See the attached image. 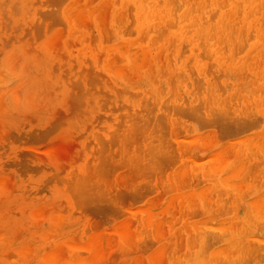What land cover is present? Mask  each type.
Instances as JSON below:
<instances>
[{
  "label": "rangeland",
  "instance_id": "1",
  "mask_svg": "<svg viewBox=\"0 0 264 264\" xmlns=\"http://www.w3.org/2000/svg\"><path fill=\"white\" fill-rule=\"evenodd\" d=\"M43 1L0 0V264H183L195 258L204 262L201 258L207 250L205 254L197 232H212V226L219 223L218 217L244 214L243 203L251 195H247L250 191L244 192L234 208L227 198L231 194L227 195L223 186H219L224 183L220 182L217 171L206 172L209 176L212 173L209 177L200 168L213 161L219 164L213 159L216 155L211 156L217 148H220L218 155L234 160L232 151L242 154L248 139L263 130L259 111L264 101H256L258 96L264 98V83L256 77L257 71H252V66L242 70L248 73H238L241 85L233 87L232 78L225 82L226 74L219 75L223 74V68L221 73L214 72L215 63L204 52L203 40H200L202 47L194 50L195 56L188 45L168 36L169 50L163 53L159 47L163 39L153 37L148 41L146 35L139 33L135 8L124 4L125 0H63L62 5V1L54 0L51 8L47 5L49 1ZM38 11H43V18ZM48 12H58L65 24L54 19L56 14ZM45 13L56 23L50 24L49 17L44 22ZM46 22L49 27H45ZM177 45L182 49L175 53ZM239 50L236 52L239 60L250 52L246 48ZM175 56L179 60L174 61ZM224 56H229L225 60L231 63L228 52ZM195 59L211 69V72L207 70L211 77L219 75L212 78L215 90L209 91L203 82L198 88V82L192 84L186 79L187 75H197L192 67ZM89 64L96 70L92 73L98 71L106 76L92 74L100 82L96 83L97 79L90 76L96 82L89 79L94 86L88 83L87 87ZM80 70H83L82 76ZM178 70L182 74H177ZM77 77L80 82L76 81ZM99 86L104 92L98 90ZM233 89L236 96L231 93ZM187 93L196 99L192 104ZM223 99L228 110L215 109L210 116L202 114L201 106L207 102L214 106ZM198 106L200 110L196 113L193 108ZM178 107L184 110L176 112ZM170 113L176 124L169 123ZM242 116L253 126L224 130V123ZM152 129L157 135L160 132L162 136H156L161 141L157 137L155 141L152 137L150 140ZM150 130L152 134H147ZM164 135L168 136L169 144ZM153 141L151 145L149 142ZM133 154L140 158H132ZM153 156L160 160L153 161ZM151 160L153 166H150ZM253 166L251 175L255 176L257 171L262 173L264 157ZM174 171L177 174L180 171L181 176H175ZM234 179V188L242 191L244 181L239 177ZM257 179L261 181L260 177ZM211 186L215 188L209 191ZM188 188L205 191V200L201 203L198 197H189ZM174 192L188 196L181 204ZM217 195L225 203L224 210L209 214V208H218L220 200L214 199ZM165 200L169 201L168 206ZM238 223L236 231L241 232L244 228L240 220ZM253 234L256 237H252L251 243L258 247L257 250L254 247L245 262L264 263V242L259 239L264 234V223ZM223 242L220 237L206 238L209 249L221 247ZM251 243L246 246L247 250L252 248ZM242 249L245 251L243 246ZM256 255H261L260 261L254 259ZM218 258H223L222 253Z\"/></svg>",
  "mask_w": 264,
  "mask_h": 264
},
{
  "label": "bare ground",
  "instance_id": "2",
  "mask_svg": "<svg viewBox=\"0 0 264 264\" xmlns=\"http://www.w3.org/2000/svg\"><path fill=\"white\" fill-rule=\"evenodd\" d=\"M43 1V0H42ZM49 5H51V3L53 4L54 0H45ZM55 1H62L61 2V5L62 3H64L65 1L63 0H55ZM95 1V0H93ZM127 3H124V4H131L133 5V7L135 8V11H136V17L138 19V24H137V28L139 29V33L141 35H146L148 37V41H150L153 37L154 38H158V39H163L162 42L159 44V47H161V51H163V53H166L169 48L166 47L167 46V42L166 39L171 37V38H176L178 40V42L180 43H184L185 45H188L189 46V49L190 51L193 53L195 49L202 47L201 44H200V40H203V44H204V47L206 48V50L204 49V52L205 53H209L210 56H212V62L215 63V70L214 72H220L223 68V74H219L220 76L221 75H225L226 74V78H225V82H226V79H229V78H232L233 81L235 84H232L233 87H236V86H240L239 85V80H240V77L241 75H238V73H243V72H246L248 73V71H242L244 69H249L250 66L253 67V70L252 71H257L255 72V75L256 77H259L261 78V80L263 81L264 83V0H125ZM76 2V1H75ZM80 2V1H79ZM90 2V1H89ZM108 2V1H107ZM57 3V2H56ZM55 3V6H57ZM59 3V2H58ZM57 3V4H58ZM91 3V2H90ZM89 3V4H90ZM106 3V2H105ZM42 4H45L44 1L42 2ZM40 4V5H42ZM79 4V3H78ZM88 4V3H87ZM102 4V3H101ZM60 4H58L59 6ZM70 5V4H69ZM68 5V6H69ZM72 5V4H71ZM103 5V4H102ZM108 5L110 6V4L108 3ZM47 6V8H49ZM57 6V7H58ZM67 6V7H68ZM89 6V5H88ZM100 6V5H99ZM98 6V7H99ZM108 6V7H109ZM40 7V6H39ZM38 7V8H39ZM51 7H54V5L50 6ZM60 7V6H59ZM66 7V8H67ZM85 7V6H84ZM36 8V7H35ZM37 8V10H38ZM49 8V9H50ZM56 8V7H55ZM65 8V9H66ZM76 8V7H75ZM59 9V8H58ZM58 9L56 8V10L58 11ZM107 9V8H106ZM37 10H36V14H37ZM53 9H51L52 11ZM55 10V9H54ZM72 10V9H71ZM81 10V9H79ZM91 10V9H90ZM96 10V9H95ZM213 10V11H212ZM44 11V10H43ZM42 11V12H43ZM46 11V10H45ZM44 11V12H45ZM78 11V10H77ZM39 13L38 14H41V17L43 18V14L41 11H38ZM50 12V10H49ZM48 12V13H49ZM59 12V11H58ZM57 12V13H58ZM76 12V11H75ZM74 11L71 12V13H74L76 15ZM84 12V11H83ZM83 12H81L83 14ZM86 12V11H85ZM108 12V10H107ZM105 13V14H108V13ZM48 13H45L47 15L46 18H44V22L45 20L48 21L50 16H48ZM53 14L51 12V14H53V16L55 15V20H59V21H62V19L59 17V13L57 14ZM70 13V12H69ZM70 13V14H71ZM122 13V12H121ZM49 13V15H51ZM67 14V13H66ZM78 14V13H77ZM101 14V13H100ZM104 14V13H102ZM101 14V16H103ZM215 14H217V17L215 16ZM84 15V14H83ZM82 15V16H83ZM122 15V14H121ZM120 15V17H121ZM124 15V14H123ZM44 16V17H45ZM58 16V18H57ZM98 16V15H97ZM96 16V17H97ZM214 16L216 17V19L214 20ZM49 17V18H48ZM80 17V15H79ZM84 17H87V16H84ZM99 17V16H98ZM106 17V15L104 16ZM124 17V16H123ZM39 18L37 15H36V19ZM41 18V19H42ZM53 18V17H52ZM60 18V19H59ZM78 18V17H77ZM48 19V20H47ZM51 19V18H50ZM101 19V18H100ZM98 18V20H100ZM108 19V18H107ZM107 19H105L107 21ZM117 19V17H116ZM123 19V18H122ZM84 20V19H83ZM82 20V21H83ZM91 20V19H90ZM104 20V21H105ZM118 20V19H117ZM116 20V21H117ZM43 21H40L41 25L44 24ZM56 23V21H54L53 19H51V22L50 24H53V22ZM82 21L80 23H82ZM36 21H34L35 23ZM58 22V21H57ZM63 22V21H62ZM88 22H89V19H88ZM92 22V21H90ZM118 22V21H117ZM39 23V25H40ZM49 23V22H48ZM46 22L48 26V24ZM64 23V22H63ZM101 23H102V20H101ZM106 23V22H105ZM57 24H60V23H57ZM65 24V23H64ZM64 24H60V25H63V26H66ZM84 24V22H83ZM38 25V26H39ZM56 25V24H55ZM54 25V26H55ZM50 26V25H49ZM48 26V27H49ZM53 25H51L52 27ZM53 26V27H54ZM104 26V25H103ZM106 26H107V23H106ZM128 26V25H127ZM32 25L29 27L31 28ZM62 27V26H61ZM93 27V25H92ZM131 27V26H130ZM34 28V27H33ZM65 28V27H63ZM62 29V28H61ZM102 29V28H101ZM129 29V28H128ZM103 30V29H102ZM106 30V28H105ZM104 30V31H105ZM127 30V29H126ZM125 30V31H126ZM65 31V29H64ZM109 31V29H108ZM131 31V28L129 30V32ZM62 32V31H61ZM127 32V34L129 33ZM186 32H191L190 35H185ZM59 33V32H58ZM64 33V32H63ZM104 33V32H103ZM109 33V32H108ZM64 35V34H63ZM55 37V36H54ZM53 37V38H54ZM57 38V37H56ZM61 38V37H60ZM145 38V37H144ZM155 40V39H154ZM175 40V39H174ZM91 41V40H90ZM136 41V40H135ZM123 44H126V43H123ZM224 44L227 45V48H223L224 47ZM177 47L175 49V53L177 51H180V45H177L175 46ZM143 48V47H142ZM145 48V47H144ZM143 48V49H144ZM241 48H246L247 51H250L248 55H246L245 57H251L252 59L248 60L247 58L243 57L241 60L240 57L236 56V52L240 51L239 49ZM131 49V48H130ZM133 49V47H132ZM135 49V48H134ZM147 49V48H145ZM138 50V49H137ZM159 49L157 51H159L160 53H162ZM127 51V50H126ZM133 51V50H132ZM144 52V50H142ZM142 51L140 53H142ZM158 52V53H159ZM184 52V50H183ZM225 52H228V54L232 57L231 58V63L227 64L226 63V58L228 57L229 59V56H224V53ZM237 52V54H238ZM129 53V51H128ZM171 53V52H170ZM203 52H201L202 54ZM79 54V53H78ZM134 54V53H133ZM146 54V53H145ZM148 54V53H147ZM194 54V53H193ZM200 54V53H199ZM141 56V54H139ZM161 55V54H160ZM159 55V56H160ZM195 55V54H194ZM102 56V55H101ZM131 56V55H130ZM158 56V57H159ZM196 56V55H195ZM203 56V54H202ZM209 56V58H210ZM133 57V56H132ZM151 57V55H150ZM162 57V55H161ZM205 57V56H203ZM157 58V57H156ZM87 59V58H86ZM136 59V57H135ZM140 59V58H139ZM152 59V57L150 58ZM155 58H153V61H154ZM159 59V58H158ZM157 59V60H158ZM179 60L177 58V56H175L174 58V61L175 60ZM145 60V59H144ZM192 60V59H191ZM85 61V60H84ZM88 61V59H87ZM143 61V60H142ZM145 61H148V60H145ZM202 61V60H201ZM230 61V60H229ZM261 61L260 63L261 64H256L257 62ZM135 62V60H134ZM134 62H132V64H134ZM188 62V61H187ZM191 62V61H189ZM90 63V62H88ZM148 63V62H147ZM184 63V61H182L180 63V65L182 66V64ZM210 64V62H208ZM153 64V63H152ZM192 67H193V70L194 72L197 74L196 76L195 75H185L184 74V77L186 76V79L189 80L190 83H195V82H198V83H201L203 82L205 84V86L207 87V89H209V91H212V90H215L214 87H213V79L212 78H216V77H219V75L217 76H210L209 75V72H211V69H207V65L205 63H200V61L198 59H195L192 63ZM263 64V65H262ZM92 64H89V68H90V71H89V75L85 78H87L86 80V84H87V87H88V83H89V79L90 76H92V78H96L97 79V82L94 80H92V82H96V83H99L100 80H98V78L96 77L98 75V73L103 74L101 72H98L97 73H94L96 72V70L94 71L93 70V67H91ZM136 66L137 63L135 64ZM161 65H164L163 63ZM212 65V64H211ZM108 65H106L107 67ZM110 66V65H109ZM108 66V67H109ZM113 66V64L111 65ZM150 66V65H149ZM83 67V66H82ZM105 67V68H106ZM123 67V66H121ZM135 67V66H134ZM142 67V66H141ZM140 67V68H141ZM151 67V66H150ZM154 67V66H153ZM161 67V66H160ZM211 67V66H210ZM243 67V68H242ZM256 67V68H254ZM110 68V67H109ZM116 68H120L119 66L118 67H115L114 69ZM209 68V66H208ZM242 68V69H241ZM258 68V69H257ZM74 69V68H72ZM83 69V68H81ZM86 70L87 67L85 68ZM113 68H111L112 70ZM113 69V70H114ZM122 69V68H121ZM149 69V67H148ZM152 69V68H151ZM162 69V68H161ZM84 70V69H83ZM83 70H80V75L82 74ZM92 70L94 71L92 73ZM154 70V69H152ZM186 70V69H184ZM192 70V69H191ZM189 70V72L191 71ZM207 70H210L209 72ZM122 71V70H120ZM124 71H125V66H124ZM150 71V70H149ZM164 71V70H163ZM180 73H177V74H182V70H178ZM115 72V71H114ZM127 72V70H126ZM152 72V71H150ZM161 72V71H160ZM193 72V73H194ZM87 73V72H86ZM119 73V72H118ZM163 73V72H162ZM221 73V72H220ZM92 74H97L95 77H93ZM123 74V73H122ZM134 74V73H133ZM78 75V76H80ZM104 76H106L105 74H103ZM119 75V74H117ZM126 75V74H125ZM137 75V74H136ZM140 75V74H138ZM151 75V74H150ZM176 75V74H175ZM247 75V74H246ZM82 76V75H81ZM141 76V75H140ZM174 76V75H173ZM83 77V78H84ZM135 77V75H134ZM181 77V76H180ZM244 77V75H243ZM103 78V77H102ZM107 78V77H106ZM132 78V77H131ZM195 78H199V79H196L194 81ZM214 78V79H215ZM245 78V77H244ZM78 79V77L76 78ZM75 79V80H76ZM101 79V78H100ZM128 79V77H127ZM172 79V78H171ZM170 79V80H171ZM182 79V78H181ZM90 80V81H91ZM185 79H183L184 81ZM78 82V80H76ZM88 81V82H87ZM130 81V80H129ZM157 81V80H156ZM179 81V80H178ZM177 81V82H178ZM215 81V80H214ZM77 82V83H78ZM174 80H173V83L174 84ZM91 83V82H90ZM89 83V84H90ZM94 83H91L92 85ZM197 83V87L200 88V86L202 85V83L199 85ZM81 84V83H80ZM90 84V85H91ZM101 84V83H100ZM165 84V83H164ZM82 85V84H81ZM89 85V86H90ZM142 85V84H141ZM162 85V84H161ZM220 85V84H218ZM94 86V85H93ZM173 86V85H172ZM171 86V87H172ZM222 86V85H221ZM219 86V88L221 87ZM174 87V86H173ZM202 87V86H201ZM81 88V87H80ZM84 88V87H82ZM92 89H95L94 87H91ZM91 88L89 90H91ZM101 87L99 86V91L101 90L100 89ZM117 88V87H116ZM154 88V87H153ZM152 88V89H153ZM218 88V87H217ZM245 88V87H244ZM264 88V87H263ZM119 89V87L117 88ZM122 88H120L119 90H121ZM124 89V88H123ZM155 89V88H154ZM153 89V90H154ZM223 89V88H222ZM226 89V88H225ZM246 89V88H245ZM87 90V89H85ZM97 90V91H98ZM127 90V89H126ZM150 90V89H149ZM174 90V89H173ZM180 90V89H179ZM219 90V89H218ZM252 90V89H251ZM94 91V90H93ZM103 91V90H102ZM100 91V92H102ZM106 91L105 90V94H106ZM118 91V90H117ZM148 91V90H147ZM88 92V91H87ZM104 92V91H103ZM125 92V90H124ZM127 92H129L127 90ZM151 92V91H150ZM154 92V91H153ZM173 91L170 92V94L172 93ZM198 94H199V91L197 90ZM207 92V91H206ZM224 92V91H223ZM222 92V93H223ZM86 93V92H85ZM130 95L131 93L133 94V92H129ZM139 93V92H138ZM208 93V92H207ZM206 95H209L207 94ZM221 93V95H222ZM232 94H234L236 96V93L234 92V89L231 91ZM188 96H189V99H190V102L191 104L193 102L196 101L195 98L192 97V95H190L189 93H187ZM107 95H110V94H107ZM137 96V93L135 94ZM153 95V94H152ZM151 95V96H152ZM112 96V95H110ZM234 96V97H235ZM199 97V96H198ZM207 97V96H206ZM205 97V99H206ZM174 98V97H173ZM209 98V97H208ZM167 99H168V96H167ZM216 100H218L217 98H215ZM227 99V97H226ZM232 99V98H230ZM234 99V98H233ZM232 99V100H233ZM100 100V98L98 99V101ZM143 100V99H142ZM148 100H149V97H148ZM147 100V101H148ZM175 100V98H174ZM186 100V99H185ZM184 100V102H185ZM200 100V98H199ZM210 100V99H209ZM146 101V102H147ZM159 101V100H158ZM164 101V100H163ZM162 101V102H163ZM203 100H201V103H202ZM225 100H220V103H217V105H214V106H210L209 104H204V106L202 107L201 105V108L203 109V112L202 114L206 115V116H210L212 115L211 112H213L215 109L216 110H228L229 108L228 105H225V103H223ZM264 101V98H261L260 96L257 97V101L256 102H262ZM145 102V103H146ZM149 102V101H148ZM157 102V101H156ZM167 102V101H166ZM166 102L163 103V105H168V104H165ZM199 102V101H198ZM210 102V101H209ZM226 102V101H225ZM234 102V101H233ZM152 102H150L151 104ZM142 104V103H141ZM148 103V105H150ZM190 104V103H189ZM191 104H190V107H191ZM228 104V103H227ZM232 104V103H230ZM143 105V104H142ZM161 105V104H160ZM170 107L172 104H169ZM188 105V104H187ZM196 105V103H195ZM198 105V104H197ZM196 105V106H197ZM237 105V104H236ZM162 106V105H161ZM165 106V107H166ZM176 106H179V105H176ZM227 106V107H226ZM168 107V106H167ZM169 107V109H170ZM174 107V106H173ZM188 108V106H186ZM193 107V106H192ZM142 108V107H140ZM153 108V107H152ZM179 108V107H178ZM177 110H175L176 112H181L183 109L179 108ZM189 109V108H188ZM196 113L197 111L200 110L199 106L198 107H195L193 108ZM191 110V109H190ZM174 111V110H173ZM137 112V111H136ZM186 112H187V109H186ZM184 111V113H186ZM192 112V111H191ZM235 110L233 109L232 110V113H234ZM173 113V112H171ZM170 113V116H169V123H174L176 124L175 122V118L173 116V114ZM175 113V112H174ZM183 113V114H184ZM259 113L262 115V125H261V129H263L262 131H259V133L257 135H254L253 137H251L250 139H248V144L244 149H241V151L243 152L242 154H239V153H236L234 150L232 151V155H233V159L232 161H228L229 159H226L225 155L223 154V156L221 157L220 155H218L219 153H217V151H219L220 148H217V144H215L216 148L218 150H215V154L213 155V153L211 154V156H215L216 158H213L215 159L219 164L215 163L214 161L212 163H210L207 167L205 168H200V171L203 175H207L206 172H211V171H217V176L219 177V180L220 182H223L224 185H219V186H223V188L226 190V193L227 195L228 192L231 194L230 197H227V198H230L231 200V205L234 206L235 208V205H237L239 202H241V199L243 198V196L245 195L244 192L246 191H250L247 193L248 196L251 195V197L249 199H247L245 201V203H243V205L246 206V212L242 215H238V214H235L233 213L232 215L230 216H227V217H223V218H217L219 220V223L216 224L215 227L212 226L213 228V231L211 232V230L209 232L207 231H198L197 233H199V238H200V244L202 245L203 247V252L207 250V254L205 255V257L201 258V259H205L204 262H202V260L198 259V258H195L194 260L190 261L189 263L188 262H185L183 264H244L245 261H247L246 259H248V257L250 256V253L251 251L254 252V247L256 248L255 250H257V245L255 246L254 243H251L253 240V236H255L253 234V230L257 229L258 227H261V225L264 223V177L262 176V174L264 173V169H262V173H259V171H257V174L255 176H253V172H252V168L254 167V163L260 159V158H263L264 157V107L259 111ZM137 114V113H136ZM180 114V113H179ZM188 114V112H187ZM199 114V113H198ZM134 117V116H133ZM132 117V118H133ZM132 118L130 120H132ZM136 118V117H134ZM133 118V119H134ZM235 121H232V122H226L223 124V127H224V130L226 132H229V129L231 128H235V127H239V126H246V127H251L253 126L252 122L248 119H245L243 116L242 117H237V118H234ZM129 120V121H130ZM128 121V120H127ZM126 121V122H127ZM134 121V120H133ZM131 123H129L128 125H130ZM133 125V124H132ZM125 127V126H124ZM127 127H130V126H127ZM126 128V127H125ZM130 130L132 128H129ZM138 129V128H137ZM260 129V130H261ZM153 130V129H152ZM150 130L149 132H147V134L151 133L154 131V136L152 135H149V138L152 137H157L159 136H162L159 132V135L155 134L156 131L155 130ZM174 131V130H173ZM180 130L178 129V132ZM172 132V131H171ZM180 132H183V131H180ZM191 132V131H190ZM130 133V132H129ZM144 133V132H143ZM173 133V132H172ZM133 134V132H132ZM132 134H128V135H132ZM145 136L143 135V137L145 139H147L148 136H146V133H144ZM178 134V133H176ZM205 134V133H204ZM157 135V136H156ZM167 135V134H166ZM164 135V138L165 140L166 136ZM199 135V134H197ZM206 135V134H205ZM148 138V140H149ZM150 138V140L152 139ZM157 140L158 137L156 138ZM154 138V141L156 140ZM163 140V138H161ZM173 139V138H172ZM149 140V141H150ZM153 140V139H152ZM153 142H149L151 145H153L152 143ZM161 141V140H159ZM146 142V140H145ZM148 142V141H147ZM168 142V140H167ZM173 142V141H172ZM216 143V142H215ZM169 144V142H168ZM174 145V143L172 144V146ZM229 147V145H228ZM175 148V147H174ZM181 148V147H180ZM224 148V147H222ZM226 149V147H225ZM250 150H252L250 152ZM228 151V150H227ZM222 152V151H221ZM220 152V153H221ZM112 153V152H111ZM245 153V154H244ZM177 154V153H176ZM230 154V155H231ZM112 155V154H111ZM126 156V155H125ZM210 156V157H211ZM132 158H136L138 157L137 155L133 154L131 155ZM184 157V156H182ZM209 157V158H210ZM228 157V156H227ZM123 158V157H122ZM131 158V159H132ZM140 158V157H138ZM153 161H156L157 158L156 156H153ZM137 159V158H136ZM135 159V160H136ZM142 159H144L142 157ZM141 159V160H142ZM134 160V161H135ZM140 160V161H141ZM160 160V159H159ZM194 160V159H193ZM207 160V159H206ZM144 161V160H143ZM153 161L151 160V163H150V166H153L154 163ZM188 161V160H187ZM133 162V161H132ZM139 162V160H138ZM158 162V160H157ZM157 162L155 164H157ZM177 162V161H176ZM185 162V161H184ZM140 163V162H139ZM186 163V162H185ZM183 164L184 166H186V164ZM200 163V162H199ZM141 164V163H140ZM147 164V163H146ZM198 164V163H197ZM134 165V163H133ZM144 165V163L142 164ZM159 165V163L157 164ZM161 165V163H160ZM182 165V164H181ZM137 166V165H136ZM176 166V165H174ZM160 167V166H159ZM199 167V166H198ZM196 168V167H195ZM177 169H179V167H177ZM187 169V168H185ZM134 170H135V167H134ZM188 170V169H187ZM255 170V169H254ZM253 170V171H254ZM198 172H200L199 170H197ZM178 174L180 171H177ZM205 172V173H204ZM251 172L253 173L251 175ZM175 173V176H178V174L176 173V171H174ZM174 173H172L171 175H173ZM181 173V172H180ZM196 173H194V175L196 176ZM209 174V173H208ZM180 175V174H179ZM189 175V173H188ZM212 175V173H211ZM210 175V176H211ZM170 176V175H169ZM181 176V175H180ZM209 176V175H207ZM209 176V177H210ZM179 177V176H178ZM184 177V176H182ZM209 177H208V180H209ZM235 177H239V179L243 180L245 183L244 184V187H243V190L241 191L239 189H235L234 186L236 185V182H235V179L233 180V178ZM257 177H260L261 181H258L259 179H257ZM186 177H184V180ZM187 178H189V176H187ZM229 178V180L227 179ZM171 179V178H170ZM182 179V178H181ZM211 179V178H210ZM227 179V180H226ZM183 181V180H182ZM203 181H204V178H203ZM206 181V180H205ZM210 182V180H209ZM208 182V183H209ZM239 182V181H238ZM237 182V183H238ZM247 183V184H246ZM171 184V183H170ZM218 184V183H217ZM217 184L215 183V186L217 188ZM240 184V182H239ZM206 185V184H205ZM204 185V186H205ZM214 185V183L212 184ZM243 185V184H242ZM171 186H173L172 188L175 190L174 188V185L171 184ZM183 186V185H182ZM203 186V187H204ZM207 186V185H206ZM202 187V188H203ZM237 187V186H236ZM239 187V186H238ZM237 187V188H238ZM170 188V189H172ZM201 188V190H202ZM209 188V187H208ZM213 186H211V188H209V191L212 190ZM173 189L171 190V192L173 191ZM177 189V187H176ZM190 189V188H188ZM169 190V188H168ZM179 190V189H178ZM181 190V189H180ZM215 190V189H214ZM168 192V191H166ZM170 192V190H169ZM168 192V193H169ZM205 192V191H203ZM202 191H198L197 189H190L189 191L187 190L186 193L189 195V197H192V198H199L200 202L202 203L205 199H204V196L203 195H206L204 194ZM173 193V192H172ZM174 196L175 198L177 199H180V203L181 202H184L185 201V197H186V193L184 192H174ZM178 193V194H176ZM207 193L208 192V189H207ZM213 193V192H212ZM167 195V194H166ZM169 195V194H168ZM187 195V196H188ZM171 198V193H170V196ZM167 198L168 200L170 198ZM173 197V196H172ZM220 196H216L214 197L219 199ZM173 199V198H172ZM204 199V200H203ZM157 200V199H156ZM162 200V199H161ZM167 200V201H168ZM175 200V199H174ZM193 200V199H192ZM220 200V199H219ZM166 201V200H165ZM167 201L165 203H167ZM223 200L221 199L219 201L218 204V208L216 209H212V208H209V210L207 211L209 214H214V213H218L219 211L222 212V210H224V207L223 205L225 204L224 202L221 203ZM228 201V200H226ZM169 202V201H168ZM192 202V201H191ZM170 203H167V206L169 205ZM174 204V202H173ZM182 204V203H181ZM223 204V205H222ZM228 204H229V201H228ZM165 205V204H164ZM172 205V203H171ZM230 205V204H229ZM174 207V206H172ZM176 207V206H175ZM231 207V206H230ZM169 208V207H168ZM170 210V209H169ZM174 210V209H173ZM151 212H149L150 214ZM171 213V212H170ZM147 214V215H149ZM150 216V215H149ZM168 216V215H167ZM145 217H148V216H145ZM149 219V218H147ZM147 219H145V222L147 221ZM159 219V218H158ZM150 220V219H149ZM154 220V219H153ZM171 220V219H170ZM169 220V221H170ZM240 220L241 223H242V226L244 228V230H242L241 232L239 231H236V227L239 225V223L237 224V221ZM156 221V220H155ZM154 221V222H155ZM148 222V221H147ZM159 222V221H158ZM256 222H258L257 225H254ZM151 224H154L151 222ZM156 224V223H155ZM154 226V225H153ZM155 231V229H153ZM193 232H196L195 230H192ZM161 233V232H160ZM251 234V236H250ZM158 235V234H157ZM207 236H211L212 238H222L224 240L223 244L221 247L217 246L213 249H209L207 248V244L206 243V238ZM258 236V235H257ZM256 237V236H255ZM164 238V237H163ZM259 238V237H258ZM261 239L262 242H264V234L259 238ZM249 243H251V246L252 248H250L249 250H247L246 246L250 245ZM242 246L244 247L245 251H243L242 249ZM209 249V250H208ZM234 250V251H233ZM222 253L223 255V258H218V256ZM249 255V256H248ZM248 256V257H247ZM261 258V255H256L254 259H258V261H260ZM161 260V259H160ZM247 262H245L246 264ZM175 264V263H173ZM260 264H264L263 262H261Z\"/></svg>",
  "mask_w": 264,
  "mask_h": 264
}]
</instances>
